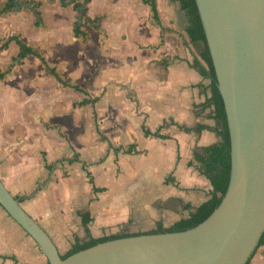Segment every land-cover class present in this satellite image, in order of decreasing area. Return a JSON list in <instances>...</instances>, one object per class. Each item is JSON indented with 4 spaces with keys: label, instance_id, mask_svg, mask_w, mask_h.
<instances>
[{
    "label": "crops",
    "instance_id": "1",
    "mask_svg": "<svg viewBox=\"0 0 264 264\" xmlns=\"http://www.w3.org/2000/svg\"><path fill=\"white\" fill-rule=\"evenodd\" d=\"M9 4L0 0V177L60 253L189 218L213 189L195 152L221 137L213 108H203L210 80L192 66L205 63L181 2L155 0L154 13L147 0H89L79 35L86 18L73 4ZM16 36L43 59L20 58ZM109 99L125 102L110 108ZM0 254V264L49 263L1 204ZM248 264H264V244Z\"/></svg>",
    "mask_w": 264,
    "mask_h": 264
},
{
    "label": "water",
    "instance_id": "2",
    "mask_svg": "<svg viewBox=\"0 0 264 264\" xmlns=\"http://www.w3.org/2000/svg\"><path fill=\"white\" fill-rule=\"evenodd\" d=\"M196 4L231 142V177L221 203L195 227L110 239L63 258L0 177L1 206L36 241L49 264H248L258 248L264 233V0ZM85 6L77 15L80 23Z\"/></svg>",
    "mask_w": 264,
    "mask_h": 264
},
{
    "label": "trees",
    "instance_id": "3",
    "mask_svg": "<svg viewBox=\"0 0 264 264\" xmlns=\"http://www.w3.org/2000/svg\"><path fill=\"white\" fill-rule=\"evenodd\" d=\"M10 4L6 7L7 10H11L14 7L16 0H9ZM66 3L71 2L72 0H64ZM88 3L89 0H74L71 4L76 11H79L83 2ZM151 3L152 9L154 13L156 12V4L155 0H147ZM181 2L182 8L187 11L189 15V27L188 34L190 43H192L199 54V56L204 61L205 65L200 63V61H196L192 64L194 68H196L204 77L210 80V84L208 88L210 89L209 95H207L206 100L203 104V108L212 107L213 115L212 117L217 120V127L215 128V132L221 137V141L216 142L212 145L199 147L195 152V158L200 163V172L205 175L212 184V191L210 194V198L203 202L195 212L191 214L189 218L182 219L170 227H164L162 223H157L156 227L152 230L145 231L144 233H160V232H173V231H182L203 222L206 218H208L212 212L219 206L224 195L227 192L230 177H231V142L229 135V128L227 122V115L225 110V105L223 102V98L218 89L217 76L213 64V60L211 57L210 49L208 46V42L206 39L205 31L203 28L202 20L199 14V10L196 4V0H179ZM87 11V6H85L83 10V16L86 18L85 22L82 24H76L75 33L83 34L82 27L90 20L89 17L85 16ZM36 15L39 17L41 13L39 10H36ZM12 40H15L20 46L19 57L24 58L29 54L38 55L41 59H43L39 54H37L31 46H28L19 37H14ZM3 74L0 73V77ZM80 89V88H78ZM96 102L97 100H92ZM207 126L199 124L196 129L201 130L205 129ZM146 134L153 135L157 137H165L163 134H160V130L155 132H151L150 130H146ZM136 146H130L127 152H135ZM20 202V201H19ZM83 224L86 227L88 233L89 227L88 223L91 221V216L89 212H85L82 214ZM141 233H123V234H113L109 236H104L100 239H94L91 237L86 242H81L76 240V242L72 245L71 249L66 253L62 254L63 258H66L80 250L91 247L99 242L107 241L110 239L121 238L130 235H138ZM264 244V233L261 237L260 245ZM2 258H8L7 256H3L0 254ZM14 259V258H12ZM250 261V260H249ZM249 263V262H248ZM49 264V263H48Z\"/></svg>",
    "mask_w": 264,
    "mask_h": 264
},
{
    "label": "rangeland",
    "instance_id": "4",
    "mask_svg": "<svg viewBox=\"0 0 264 264\" xmlns=\"http://www.w3.org/2000/svg\"><path fill=\"white\" fill-rule=\"evenodd\" d=\"M119 101V103H120V106H123L124 105V100H113V99H109V100H105V105H106V107H113V106H117V102ZM131 101H134V99H131ZM98 105V104H97ZM78 111V110H77ZM79 112V111H78ZM84 116H85V114L83 113V111H82V113H78L77 114V121H80L81 123L82 122H84ZM97 117H98V115H97ZM99 117H100V115H99ZM149 121V120H148ZM155 120H154V117H152V116H150V125H155ZM94 137H95V135H94ZM100 137V136H99ZM95 141V140H94ZM98 147V143L95 141L94 142V144H93V148L95 149V148H97ZM98 156H100V154H98ZM119 163L116 161V165H118ZM132 164V163H131ZM119 166V165H118ZM124 172L122 171V170H120V169H118L117 170V177L119 176H123L124 174H123ZM126 186V185H125ZM129 187V186H128ZM127 187V188H128ZM5 223L6 222H4V226H5ZM124 232H129L127 229H124L123 230ZM130 233V232H129Z\"/></svg>",
    "mask_w": 264,
    "mask_h": 264
}]
</instances>
